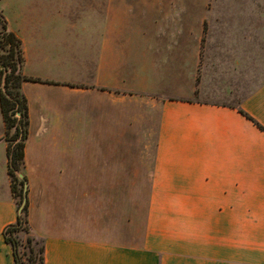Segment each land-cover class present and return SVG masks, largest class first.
<instances>
[{
  "label": "crops",
  "instance_id": "0c3cea01",
  "mask_svg": "<svg viewBox=\"0 0 264 264\" xmlns=\"http://www.w3.org/2000/svg\"><path fill=\"white\" fill-rule=\"evenodd\" d=\"M59 4L21 0L19 13L2 10L34 79L22 85V172L44 264H264V132L239 110L264 126V82L209 90L197 75L200 51L183 59L187 93L163 94L147 65L125 66L141 40L151 42L125 33L134 12L106 5L82 26ZM5 135L0 105V173L9 180L0 188V264H14L4 237L18 216ZM139 179H147L143 226L134 196L127 214L125 205L126 193L142 191Z\"/></svg>",
  "mask_w": 264,
  "mask_h": 264
},
{
  "label": "rangeland",
  "instance_id": "374dc122",
  "mask_svg": "<svg viewBox=\"0 0 264 264\" xmlns=\"http://www.w3.org/2000/svg\"><path fill=\"white\" fill-rule=\"evenodd\" d=\"M20 3L21 0H2L0 10L17 14ZM112 4L135 13L134 21L125 22V33L134 31L150 36L151 42L141 40L125 66L141 69L147 65L152 77L150 85L159 92L187 93L192 79L183 74V59L198 60L200 51L201 66L197 75L199 83L203 81L209 90L220 82L224 89L239 85L240 89L249 91L264 82V0H60L59 9L76 16L78 25L88 26L94 24L91 16H102L104 7ZM186 29L190 32L187 44ZM192 37L197 38L195 43ZM164 56L169 63H162ZM128 84L138 86L141 81ZM199 96L196 93L193 97ZM0 154L6 156L3 150ZM139 180L142 191L134 195L126 193L125 205L127 214L134 196L135 206L140 204L143 226L147 179ZM0 188L2 193L9 189L5 172L0 173ZM20 237L25 236L20 234ZM25 250L22 246L21 254Z\"/></svg>",
  "mask_w": 264,
  "mask_h": 264
},
{
  "label": "trees",
  "instance_id": "16d2710c",
  "mask_svg": "<svg viewBox=\"0 0 264 264\" xmlns=\"http://www.w3.org/2000/svg\"><path fill=\"white\" fill-rule=\"evenodd\" d=\"M0 25V105L6 126L5 139L8 142V172L18 207L17 220L5 228L4 237L6 243L12 247L14 264H44V242L33 235L29 224L28 179L25 175L20 179L16 173L21 172L24 166L29 126L28 99L22 85L25 81L34 79L23 73L25 56L22 40L10 29L2 10ZM239 110L264 132V126L242 109ZM17 113L20 114L19 118L16 117ZM13 129L15 131L11 133ZM20 234L25 237H20ZM22 246L26 250L21 254Z\"/></svg>",
  "mask_w": 264,
  "mask_h": 264
},
{
  "label": "water",
  "instance_id": "95a60500",
  "mask_svg": "<svg viewBox=\"0 0 264 264\" xmlns=\"http://www.w3.org/2000/svg\"><path fill=\"white\" fill-rule=\"evenodd\" d=\"M21 178H23L24 177V175L23 174H20L19 175ZM27 199V196H25V200Z\"/></svg>",
  "mask_w": 264,
  "mask_h": 264
}]
</instances>
